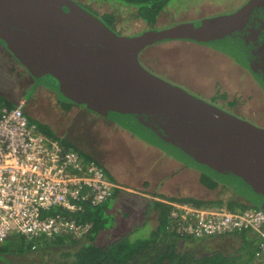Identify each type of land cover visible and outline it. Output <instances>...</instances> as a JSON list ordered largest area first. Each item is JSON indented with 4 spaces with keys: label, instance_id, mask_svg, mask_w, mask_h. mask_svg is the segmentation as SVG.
Returning <instances> with one entry per match:
<instances>
[{
    "label": "water",
    "instance_id": "obj_1",
    "mask_svg": "<svg viewBox=\"0 0 264 264\" xmlns=\"http://www.w3.org/2000/svg\"><path fill=\"white\" fill-rule=\"evenodd\" d=\"M169 39L228 56L264 94V0L133 37L73 0H0V45L34 81L26 100L46 86L264 210V129L143 69L139 54Z\"/></svg>",
    "mask_w": 264,
    "mask_h": 264
},
{
    "label": "rangeland",
    "instance_id": "obj_2",
    "mask_svg": "<svg viewBox=\"0 0 264 264\" xmlns=\"http://www.w3.org/2000/svg\"><path fill=\"white\" fill-rule=\"evenodd\" d=\"M74 1L90 14L96 15L95 17L103 22V15H112L115 22L114 29H112L113 32L119 36L133 37L143 32L168 29L194 20L228 15L237 11L249 0H172L166 10L161 12L154 22L138 19L135 17L136 11L134 8L126 7L113 1ZM2 49L0 46V97L6 102L5 104H8L7 106L13 108L17 104L14 100H21L24 95V89L31 83L24 69ZM138 59L141 67L155 77L183 89L208 104L217 105L219 106H216L217 108L227 113L229 111L231 115L242 121L264 129V94L249 73L239 67L228 56L202 45L179 39H169L147 47L139 54ZM27 103L25 112L28 119L38 127L43 135L60 142L63 146L66 145L65 147L71 150L74 149L86 159L85 157L87 156L84 153L66 144L63 138L66 136L67 139H72L77 136L78 139L80 137L81 141L83 139L88 144L92 135L99 136L100 133L102 134L103 130L98 120L95 123L91 121L90 125V120L87 121L85 117L73 114L74 112L81 113L77 106L63 102L55 93L44 88L35 91ZM85 115L94 117L93 114L87 111ZM82 148L86 149L87 147L82 146ZM126 164L128 166V163ZM114 166L118 168L117 173L120 171L121 177H119V180L123 181L124 186H130V180L127 179L126 181L127 175L124 176L127 172V167ZM114 177L117 178L115 175ZM114 177L112 178L113 180ZM200 189H193L192 198L203 202L218 201L223 205H227L230 200L240 203L245 202L236 197L230 189L221 185H218L213 191H208L206 188ZM232 205L231 210H242L241 207L239 208L235 204ZM119 207L120 205L116 201L108 203V209L116 210L115 214L118 213V215ZM139 221L136 222L134 219L129 221L120 220L116 226L118 234L115 233L114 235L112 230L110 233H105L106 236L101 238L103 244H109L110 237L114 238V236L119 234H129V231L136 229V223H139ZM150 228L146 223L139 226L133 235L129 234L128 236L131 235L133 239L147 238L151 233ZM108 235L109 237L106 238ZM247 237L248 232H245L244 234L234 235L233 239L235 241L226 238L222 242H214L212 240H209V242L225 255H236L238 261H244L249 257L253 259L250 264H255L256 259L251 253L254 249L253 243H248L245 240ZM203 246L205 247L203 242L196 245H192L189 242L179 243L181 251L190 252L195 250L197 255L200 252L205 253ZM60 251L62 249L51 248L43 257L37 256L39 254H33L30 259L38 261L44 258L47 264H51L49 259L58 256ZM19 261L20 259L17 257L15 259L10 257L9 263L0 261V264H19ZM23 263L27 264L28 262Z\"/></svg>",
    "mask_w": 264,
    "mask_h": 264
},
{
    "label": "built area",
    "instance_id": "obj_3",
    "mask_svg": "<svg viewBox=\"0 0 264 264\" xmlns=\"http://www.w3.org/2000/svg\"><path fill=\"white\" fill-rule=\"evenodd\" d=\"M25 107V99L13 108L0 101V245L14 234L29 240L81 237L84 227L51 211L75 214L84 206L98 207L120 188L97 160L43 135ZM166 204L168 233L202 239L249 231L262 239L255 258L264 263V210Z\"/></svg>",
    "mask_w": 264,
    "mask_h": 264
},
{
    "label": "trees",
    "instance_id": "obj_4",
    "mask_svg": "<svg viewBox=\"0 0 264 264\" xmlns=\"http://www.w3.org/2000/svg\"><path fill=\"white\" fill-rule=\"evenodd\" d=\"M120 3L126 7L135 9V17L145 21L154 22L156 17L166 10L172 0H109ZM92 15H94L92 13ZM96 16V15H94ZM104 25L110 30L114 29L115 22L112 15H103ZM113 31V30H112ZM4 105L6 102L0 97ZM233 104V103H232ZM66 146V145H65ZM69 149L68 147H66ZM74 150V149H73ZM220 183L202 174L201 185L208 190H213ZM224 187V186H223ZM226 187V186H225ZM111 200L108 202L110 203ZM173 202H188L198 207H221L223 204L218 201L196 200L193 198L174 200ZM108 203L98 207L84 206L82 212L68 213L65 210L54 209L52 214H60L68 220L75 221L86 229V233L81 237L67 236L57 237L54 239H44L43 237L27 239L26 237L14 234L10 236L3 244L0 245V261L9 263L10 257L20 259L19 264H47L46 259L31 260L33 254L43 257L51 248L62 249L58 256L49 259L51 264H250L251 260L238 261L237 257L231 254L225 255L218 251L215 245L209 242L212 238L214 242H221L225 236L205 237L202 239H193L188 237H179L175 234L168 233L166 228L167 215L171 207L167 204L156 203L158 211V225L151 232L150 236L144 239H133L125 236L104 245L100 240L102 233H107L113 226L114 213L108 209ZM235 204L241 209L255 208L243 205L237 201L230 200L226 205L232 208ZM110 210V211H109ZM115 219V218H114ZM231 236V235H230ZM205 239V240H204ZM248 241L247 239H245ZM208 241V242H206ZM180 242H189L192 245L198 243L205 244V254L202 258H196L195 250L190 252L181 251ZM250 243V242H248ZM254 256V250L251 252ZM30 259V261H28ZM26 264V263H25Z\"/></svg>",
    "mask_w": 264,
    "mask_h": 264
},
{
    "label": "crops",
    "instance_id": "obj_5",
    "mask_svg": "<svg viewBox=\"0 0 264 264\" xmlns=\"http://www.w3.org/2000/svg\"><path fill=\"white\" fill-rule=\"evenodd\" d=\"M6 54L8 53L6 52ZM14 101L17 103L19 100ZM79 112L81 113L74 112L73 114L75 116L85 117L87 121L90 120V125L91 121L95 123L98 120L100 122L99 124H101V129L103 130L102 134L100 133L99 136L92 135L91 141H89L88 144L83 139L81 141L80 137L78 139L77 136L72 139H67L65 136L63 140L66 141V144L71 145L78 151L84 153L87 156L86 158L97 160L103 166L109 179L120 188L119 190H116L114 197L111 199V201L119 203V215L118 213L115 214L117 212L116 210H112L115 214V219L113 218L114 223L108 233L112 230L114 235L115 233L118 234L116 226L122 219L128 221L134 219L136 222L141 220L139 223H136L135 228L137 229L139 226L147 223L151 227L150 231L152 232L158 225V211L155 207L156 203L166 204L173 202L174 200L192 198L193 189L206 188L201 185L202 173L199 171L184 166L167 153L138 139L115 123L94 114V117H88V115H85L86 111L81 109ZM82 146L87 148H82ZM126 163H128L129 167ZM114 165H120L124 168L127 167V172L124 176L127 175L125 180H130V186H124L123 181L119 180V177H121L120 171L117 173L116 171H118V168ZM114 175L117 176V178H115ZM113 177L114 180L112 179ZM215 188H217V186ZM136 229L129 231V234L133 235ZM245 232H248L247 242L253 243L255 258V252L262 243V239L257 234L249 231ZM245 232L241 234H244ZM129 234H119L118 236H114V238L110 237V242L108 243L110 244L119 238L128 236ZM103 236H106L105 233H102L100 236L101 241ZM233 236L234 235L225 236L224 238H221L220 241L222 242L226 238L235 241ZM108 237L109 235L106 238ZM231 256L237 257L236 255ZM202 257L203 255H196V258ZM245 260H247V258ZM254 263L264 264L257 259Z\"/></svg>",
    "mask_w": 264,
    "mask_h": 264
},
{
    "label": "flooded vegetation",
    "instance_id": "obj_6",
    "mask_svg": "<svg viewBox=\"0 0 264 264\" xmlns=\"http://www.w3.org/2000/svg\"><path fill=\"white\" fill-rule=\"evenodd\" d=\"M74 1V0H73ZM75 2V1H74ZM194 21H196V20H194ZM16 62V61H15ZM27 76L30 78V83L31 84H28V86H26V88L24 89V95H23V97H22V99H25V101H26V105L28 104L27 102H28V100L30 99H28V100H26V97H27V93L30 91V89L32 88V86H33V84H34V81H33V79H32V77L27 73ZM40 88H44V89H48V90H50L48 87H46V86H43V85H40V86H38V88L35 90V91H37V90H39ZM35 91H34V93H35ZM51 91V90H50ZM53 92V91H52ZM33 93V94H34ZM54 93V92H53ZM32 94V95H33ZM31 95V96H32ZM57 96V95H56ZM217 106V105H216ZM217 107H219V106H217ZM221 108V107H220ZM226 109V108H225ZM224 109V110H225ZM228 110V109H227ZM226 110V111H227ZM228 113H229V111H228ZM231 114V113H230ZM202 175V174H201ZM219 185H221V184H219ZM221 186H224V185H221ZM225 187V186H224ZM227 188V187H226ZM229 189V188H228ZM231 191V190H230ZM232 192V191H231ZM233 193V192H232ZM234 194V193H233ZM236 197H238V198H240L238 195H236V194H234ZM241 199V198H240ZM197 200V199H196ZM242 201H243V199H241ZM241 201V202H242ZM238 202V201H237ZM240 203V202H239ZM241 204H243V205H246V206H249V205H247L246 204V202H244V203H241Z\"/></svg>",
    "mask_w": 264,
    "mask_h": 264
}]
</instances>
